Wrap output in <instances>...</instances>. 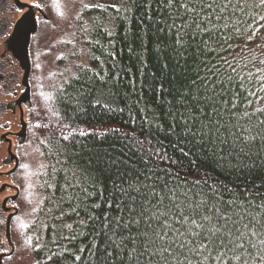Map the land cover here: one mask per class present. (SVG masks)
Segmentation results:
<instances>
[{"label":"trees","instance_id":"obj_1","mask_svg":"<svg viewBox=\"0 0 264 264\" xmlns=\"http://www.w3.org/2000/svg\"><path fill=\"white\" fill-rule=\"evenodd\" d=\"M232 4L224 20L213 19L217 38L227 37L229 52L234 49L238 54L236 72L225 70L222 85L217 81L215 100L202 105L214 108L211 118L220 130L204 151L211 156L215 149L219 159L223 147L224 165L210 167V178H205L188 164L200 155V148L193 155L187 141L177 143L178 137L169 131L170 116L152 119L179 112L189 88L195 94L192 82L206 58L201 36L184 37V44H175V6L165 7L160 0H80L68 29L79 46L74 60L81 56L85 62L75 64L70 76L61 78L58 71L56 79H44L34 89L36 97L28 77L30 105L17 108L16 121L25 137L16 141L11 165L5 164V157L0 159V188L12 192L0 199V264H9L16 256H26L30 264H264V4L261 0ZM88 17L90 41L78 35ZM41 69L46 71L47 65ZM16 73L0 72L2 93L13 94L17 87L22 91ZM3 101L0 146H7L1 136L13 131ZM149 128L152 145L163 146L162 151L180 163L160 161L162 179L171 168L167 189L157 187L155 196L144 190L147 213L136 219L138 229L148 233V244L140 243L135 251L129 244L108 256L104 249H113L96 235L102 231L104 213L114 217L119 207L112 203L109 208L119 177L108 165L122 161L116 167L130 174L138 169L140 151L133 138L143 139ZM31 132L37 134L33 146L28 140ZM27 144L30 151L23 154ZM148 147L145 143L144 149ZM182 147L188 156H182ZM26 161L33 165L31 172H24ZM215 228L221 229L215 239L225 237L227 248L210 245L205 238ZM136 231L133 226V235ZM121 233L126 235L124 229ZM114 239L120 246V237Z\"/></svg>","mask_w":264,"mask_h":264},{"label":"snow or ice","instance_id":"obj_2","mask_svg":"<svg viewBox=\"0 0 264 264\" xmlns=\"http://www.w3.org/2000/svg\"><path fill=\"white\" fill-rule=\"evenodd\" d=\"M160 2L168 8L175 6V18L172 25L177 30L175 44L182 45L184 44V37L195 39V35L199 34L206 58L200 61L203 68L197 69L196 79L192 82L196 86L195 94L193 95V89L189 88L188 93L183 95V100L179 103L180 111L177 113H161L158 117L153 116L152 119H164L165 116L171 117L172 122L169 125V131L176 134L178 137L177 143L187 141L191 145L189 151L193 155H196L193 150L197 147L200 148V155L188 162L189 169L203 172L205 178H210V167H222L224 165V148H221L219 159L216 158L215 149H213L211 156L204 151L205 144H212L215 139H218L220 130L216 127V121L211 118L214 108L202 107V105L207 106L210 101L215 100V96L218 95L216 93L217 81H220L222 85V74L225 70L236 72L234 61L237 60L238 54H235L234 49L231 53L229 52L232 45L226 44L227 37L221 35L220 38H217L216 23L213 19L215 17V21L218 22L230 15L229 9L233 7L232 0H160ZM261 3L264 4V0H261ZM238 6L237 4L236 7ZM185 16H188L189 19H184ZM177 19L180 20L179 24L176 23ZM205 24L209 26L205 27ZM193 25H195L194 28ZM224 27H227V25H224ZM181 32L183 37L180 35ZM205 36L207 39H203ZM183 51L187 52V48H184ZM222 52L228 53V55H222ZM229 55L231 59H229ZM225 66H227V69H225ZM201 71L203 76L200 75ZM228 79L231 81L232 77L229 76ZM243 86L244 81L241 80L240 87L243 88ZM201 92H203V95H201ZM145 119L147 120L148 117L146 116ZM149 135H151L150 128L143 139L133 138L134 143L139 146L140 156L136 161L139 168L134 170L132 174L121 172L116 167L117 164L123 163L122 161H111L108 165V170L115 169V173L119 177V184L113 183L112 200L109 203V208L112 207V203H118L119 207L114 209L117 213L114 217H110L108 212L104 213L101 220L102 231L96 233L97 236L104 238L107 247L113 249L112 252H108L107 248L104 249L108 256L117 255L120 247L126 250L129 244L132 245L134 251L140 243L148 244V233L138 229L139 220L136 219V217L145 218L147 213L144 204L148 201L144 190L147 188L155 196L157 187H160L161 191L167 189L171 168L162 179L159 175V172L163 171L160 168V161H167L169 165H179L180 163L179 160H173L169 157L166 151H162L163 146H153L152 141L148 139ZM197 138L199 139L197 140ZM145 143L149 145L147 150L144 149ZM227 143V140L223 142L225 146ZM172 147H175V145H172ZM180 151L182 156L189 155L188 152H184L183 147ZM99 163L103 164V161ZM177 175L179 176V173ZM147 181L152 183L148 184ZM185 182H187V176H185ZM93 207H100V205L95 204ZM125 211L128 215L127 222H125ZM204 219L207 220L209 217L205 216ZM191 222L196 223L195 220ZM113 224H115V227H113ZM133 226L137 228L135 235H133ZM148 226L151 227V224L149 223ZM67 227H72V225H67ZM121 229H124L126 235L121 233ZM107 230L111 231V235L107 234ZM220 231V228H215L214 231L210 230L204 236L210 245L227 248L229 241L225 237H221L218 241L215 239L216 234ZM156 235L159 236V233H156ZM115 237H120V246L115 244ZM179 247L184 248L185 245L181 244ZM128 254L131 255V253Z\"/></svg>","mask_w":264,"mask_h":264},{"label":"rangeland","instance_id":"obj_3","mask_svg":"<svg viewBox=\"0 0 264 264\" xmlns=\"http://www.w3.org/2000/svg\"><path fill=\"white\" fill-rule=\"evenodd\" d=\"M79 4H80V0H57V2L54 1L53 3L54 6H52L51 9L55 8V10L54 12L50 11L51 22L47 25L40 26L38 33L35 36L34 42H32V48H31L32 50L30 51V61H32V63H31V71L28 77H30L29 81L35 97L37 95L34 89H36L37 86L42 85V83H44V79H49V80L56 79L55 76H57L58 71H61L60 72L62 74L60 76L61 78L64 75L65 77L67 75L70 76L73 74L75 70L74 69L75 64L77 66V64H81L80 62H85L83 57L81 56L78 57V54H77L78 58L74 60L72 55H76V48H79V46L75 43L76 41L74 42L73 40L74 36L71 34V32L68 29L69 26H72L71 25V22L73 20L72 17L73 15H75L76 11L78 10L77 8ZM85 23L86 24L84 25V27L82 28V30L78 35L83 40L88 39L90 41L91 39L90 30L92 25L91 19L88 17ZM61 59L63 60L61 61ZM33 60L35 61L33 62ZM45 65H47L46 71L41 69ZM57 65L58 67L55 68ZM51 66H53L55 69H53ZM33 68H35L34 71ZM16 76H19L18 78L19 80H21L20 71H17ZM39 81L40 84L38 83ZM55 83H59V82L57 81L52 82V84ZM20 92H21V88L17 87L16 93L18 94ZM12 98H13L12 94L2 93V90L0 88V102L4 100L3 102L6 103L7 106V102ZM28 101L30 105V95L28 96ZM17 108H18L17 106H14L13 108L14 112H10L9 110H7V112L4 114L6 119L8 118L9 120L12 121L10 128L13 132H16L19 129V126L17 125L16 122L18 117ZM21 108L23 109V106H21ZM0 133H2L1 130ZM36 137L37 134L31 132V136L29 137L28 140L30 141L32 146L35 143L34 140L36 139ZM10 142H11V152L13 153L12 149L14 150V147L16 145L15 138L13 137V141L10 139ZM5 145L6 144L4 143L3 146L2 145L0 146V159H3L4 157L6 159L7 157V154L5 156V148H7V146ZM25 150L27 152L30 151V147L28 146V144L22 149L23 154H28ZM12 162L8 165H11ZM32 166L33 165L31 162L29 161L24 162L23 165L24 172H31L33 170ZM4 191L5 189H2V193L0 194V199H2L3 196L5 195L10 196V194H12V192L9 191V189H7L5 192ZM8 207L10 208L11 206L8 204ZM9 264H30V260L26 256L24 257L16 256L12 258Z\"/></svg>","mask_w":264,"mask_h":264},{"label":"flooded vegetation","instance_id":"obj_4","mask_svg":"<svg viewBox=\"0 0 264 264\" xmlns=\"http://www.w3.org/2000/svg\"><path fill=\"white\" fill-rule=\"evenodd\" d=\"M50 8L51 0H0V72L20 71V83L23 88L18 94L14 92L13 98L7 104L20 105L21 107L26 102L22 96L25 91L22 81L25 72L24 61L27 59L31 71L32 42H34L40 26L51 22ZM16 24L18 26L13 32ZM32 25H34V31H31ZM11 134L13 136L6 139L13 141L14 137L16 141L19 140L17 132H11Z\"/></svg>","mask_w":264,"mask_h":264},{"label":"water","instance_id":"obj_5","mask_svg":"<svg viewBox=\"0 0 264 264\" xmlns=\"http://www.w3.org/2000/svg\"><path fill=\"white\" fill-rule=\"evenodd\" d=\"M17 26H18V25L16 24V26H15L13 32H15ZM31 31H34V25H32V30H31ZM25 58H26V56H25ZM25 58H23V59L25 60ZM24 62H25V64H24V66H25V72H24V74H23V76H22V81L24 82V86H23V87L25 88V91H24V93L22 94V96H23V98H24V100H25L26 102H25V104L23 105V107H29V101L27 100V99H28V96H29V91H28V86H27V79H28V74L30 73V72H28V71H30V68H29V64H28V62H27V59H26ZM21 64H22V63H21ZM17 107L20 109V111L22 110L21 107H20V105H17ZM6 108H7L8 110H12V112L14 111V110H13L14 106H12L10 103L7 104ZM17 133H18V136L20 137V138H18V139H19L18 142L21 143L22 140H23L24 137H25V133L22 132V128H21ZM9 136H13V135L11 134V132H6V133H4V134L1 136V140H2V141H4V142L7 141V157H6V160H5V164H6V165L10 164V163L12 162V160H13V154H12V152H11V142H10L9 139H6V138L9 137ZM2 189H3V187L0 188V190H2ZM5 202H6V200L3 201V205L5 204ZM10 218H11V215H8V216H7V219H6V221H7V223H6V232H7V233H8V228H9V221H10Z\"/></svg>","mask_w":264,"mask_h":264}]
</instances>
